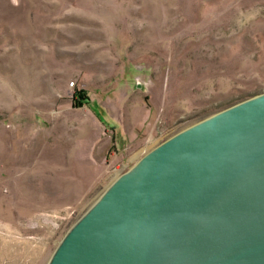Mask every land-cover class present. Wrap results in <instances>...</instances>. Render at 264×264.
Wrapping results in <instances>:
<instances>
[{
    "label": "rangeland",
    "instance_id": "374dc122",
    "mask_svg": "<svg viewBox=\"0 0 264 264\" xmlns=\"http://www.w3.org/2000/svg\"><path fill=\"white\" fill-rule=\"evenodd\" d=\"M260 94L264 0H0V264H48L149 152Z\"/></svg>",
    "mask_w": 264,
    "mask_h": 264
},
{
    "label": "water",
    "instance_id": "95a60500",
    "mask_svg": "<svg viewBox=\"0 0 264 264\" xmlns=\"http://www.w3.org/2000/svg\"><path fill=\"white\" fill-rule=\"evenodd\" d=\"M58 263L264 264V94L149 152L72 226Z\"/></svg>",
    "mask_w": 264,
    "mask_h": 264
},
{
    "label": "trees",
    "instance_id": "16d2710c",
    "mask_svg": "<svg viewBox=\"0 0 264 264\" xmlns=\"http://www.w3.org/2000/svg\"><path fill=\"white\" fill-rule=\"evenodd\" d=\"M76 105H82L89 99L87 92L84 89L76 90L74 93Z\"/></svg>",
    "mask_w": 264,
    "mask_h": 264
},
{
    "label": "flooded vegetation",
    "instance_id": "af4514ba",
    "mask_svg": "<svg viewBox=\"0 0 264 264\" xmlns=\"http://www.w3.org/2000/svg\"><path fill=\"white\" fill-rule=\"evenodd\" d=\"M64 257H65V255L63 254L61 259H63ZM58 264H61V263H58Z\"/></svg>",
    "mask_w": 264,
    "mask_h": 264
}]
</instances>
